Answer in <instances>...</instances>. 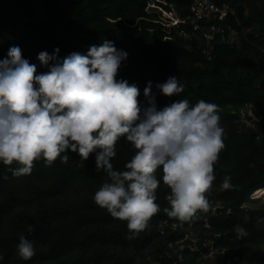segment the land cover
<instances>
[{
	"label": "trees",
	"instance_id": "16d2710c",
	"mask_svg": "<svg viewBox=\"0 0 264 264\" xmlns=\"http://www.w3.org/2000/svg\"><path fill=\"white\" fill-rule=\"evenodd\" d=\"M152 1L0 0V60L7 58L10 47L19 46L39 75L48 70L37 59L41 52L52 55L59 49L56 56L62 61L111 41L127 53L116 79L137 86L142 110L149 106L144 97L149 82L157 110L176 99H187L190 105L201 99L217 104L225 147L214 166L216 179L207 199L211 204L228 203L232 209L210 216L211 228H201L202 234L220 233L216 245L235 249L238 259L230 264H264V206L249 198L251 191L264 186V0H212L234 8L223 22L239 34L236 42L216 39L212 47L197 35L189 19L178 27L163 26L160 13L148 7ZM172 1L179 15L186 17L191 0ZM170 77L184 85L178 97H165L156 88ZM247 103L260 108V118L251 127L241 125L236 114ZM66 154L67 164L57 159L46 167L41 159L29 175L20 177L0 163V264H225L218 255L202 263L188 248L178 260L167 246L185 228L200 223L177 229L168 224L160 233V222L169 219L163 212L169 190L160 171L156 203L161 211L138 237L128 239L126 222L114 219L94 202V194L107 181L102 170L96 171V154L83 165L78 154ZM133 155L122 139L111 161L114 170H126ZM225 177H231L233 190L220 189ZM247 203L254 205L249 210L240 206ZM236 225L247 231L243 239L237 238ZM21 235L36 250L28 261L17 255Z\"/></svg>",
	"mask_w": 264,
	"mask_h": 264
},
{
	"label": "clouds",
	"instance_id": "9594fccd",
	"mask_svg": "<svg viewBox=\"0 0 264 264\" xmlns=\"http://www.w3.org/2000/svg\"><path fill=\"white\" fill-rule=\"evenodd\" d=\"M58 51L38 55L41 66L48 68L39 75L19 46L10 47L7 58L0 60V163L20 177L29 175L41 159L46 167L57 159L67 164L66 153L71 151L83 165L95 153L96 171L102 170L107 181L94 194V202L126 222L128 239L138 237L161 211L156 203L161 179L169 190L168 207L163 209L169 218L182 225L207 213L214 166L225 147L219 106L203 99L195 105L176 99L157 110L149 82L144 89L149 106L142 110L137 86L116 79L127 53L113 42L93 45L86 55L72 53L62 61ZM156 88L165 97L184 92L176 77ZM122 139L134 155L126 170L118 171L111 161ZM14 164L18 167L13 170ZM220 187L227 191L235 186L225 177ZM234 232L238 239L248 235L239 225ZM16 251L28 261L36 250L21 235Z\"/></svg>",
	"mask_w": 264,
	"mask_h": 264
},
{
	"label": "built area",
	"instance_id": "2783aa9c",
	"mask_svg": "<svg viewBox=\"0 0 264 264\" xmlns=\"http://www.w3.org/2000/svg\"><path fill=\"white\" fill-rule=\"evenodd\" d=\"M149 8L157 10L159 14V21L163 26L178 27L180 23H184L189 19L190 25L197 32V35L209 43L212 47L213 42H229L233 43L238 40L239 34L236 29L229 24H225L224 18L228 15H233L235 10L228 2L222 1L220 3L212 0H191L189 5V12L186 17L182 18L172 0H154L148 5ZM183 28L179 29L182 32ZM244 33V30H242ZM207 51V50H206ZM209 53V51H207ZM260 108L254 104L247 103L239 107L237 111L238 120L242 125L251 127L259 120ZM264 120V118H263ZM221 189V188H220ZM249 198L258 200L257 203L264 206V186L254 189L249 193ZM210 203V202H209ZM242 204L241 207L249 210L252 204ZM210 210L205 214H199V219H196L189 224L199 222V227L185 228L182 236L175 237L173 241L167 243V246L176 252L178 260L181 259V251L188 248L192 252L198 254V260L204 263L206 260L215 259L218 256L223 257L225 264H230L238 259L235 249L229 245H216V238L220 233H213L211 236L203 235V229H210V216H215L224 211L229 213L231 206L228 203L218 201L211 204ZM256 208L255 206H253ZM170 225L172 229L184 228L185 224H179L174 219H163L159 224L160 233H163L164 228ZM171 255V253H166Z\"/></svg>",
	"mask_w": 264,
	"mask_h": 264
}]
</instances>
